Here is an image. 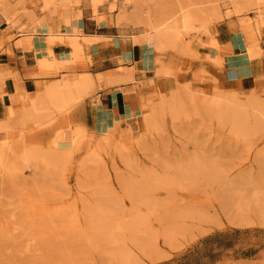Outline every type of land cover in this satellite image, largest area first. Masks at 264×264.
<instances>
[{"label": "rangeland", "instance_id": "obj_1", "mask_svg": "<svg viewBox=\"0 0 264 264\" xmlns=\"http://www.w3.org/2000/svg\"><path fill=\"white\" fill-rule=\"evenodd\" d=\"M80 1L67 14L89 6L93 14L112 16L118 26L150 38L154 80L149 99L137 95L139 108L130 113V128L119 132L117 122L100 131L110 134L127 155H103L98 175L81 169L78 159L47 164L51 151L72 141L69 111L56 113L46 106L32 116L17 114L24 107L13 112L12 138L7 130L0 131V145H7L0 154V264H264V131L239 126L241 118L238 124L226 123L198 104L191 110L165 111L151 126L146 120L152 101L171 100L193 83L209 96L232 91L241 102L254 94L264 99V78L229 79L219 47L200 21L175 40L180 44L176 52L169 48L161 53L154 45L155 33L141 19L131 18L133 4L121 10L116 0H99L94 10ZM178 1L139 0L152 16L151 24L166 18ZM190 1L203 9L212 0ZM251 1L257 0H215V5L226 18L238 21L252 58L264 46V0L248 7ZM8 3L10 19L0 12V32L9 33L8 40L39 31L40 12L53 15L51 0ZM237 4L247 7L237 13ZM72 40L66 38L70 44ZM47 45L52 46L50 39ZM72 51L84 58L81 46ZM37 53V60L44 57ZM53 55L57 58L50 48L44 75L64 80L68 75L62 71L73 62L57 67ZM162 66L166 74L158 77ZM144 143L156 145L182 168L179 180L165 176L143 184L137 160Z\"/></svg>", "mask_w": 264, "mask_h": 264}, {"label": "crops", "instance_id": "obj_2", "mask_svg": "<svg viewBox=\"0 0 264 264\" xmlns=\"http://www.w3.org/2000/svg\"><path fill=\"white\" fill-rule=\"evenodd\" d=\"M78 13V8L70 9L65 16L54 13L49 16L40 12L42 24L38 27L39 31L26 37L14 35L8 40L10 34L0 32L1 130H9L15 125L14 121L13 124L9 121L14 111L30 107L49 83L61 80L40 73L37 52L46 56L50 48L60 62H73L62 74L89 73L96 82V92L86 98L90 129L100 132L118 122L119 132H123L122 129L134 122L130 113L139 108L137 95L141 94L148 101L150 82L154 80L149 55L150 38L116 23L100 26L89 6L81 8V16L75 19L73 15ZM216 29L221 46L218 54L228 66V78H264V46L262 53L251 58L236 19L225 17ZM66 38L79 39L84 58L80 52L75 54L72 51L73 46ZM48 39L52 46L47 45ZM231 72L233 78L230 77ZM130 75L133 80L117 82ZM113 101H118L120 105L117 120L111 112ZM95 105H98V116L94 112Z\"/></svg>", "mask_w": 264, "mask_h": 264}, {"label": "bare ground", "instance_id": "obj_3", "mask_svg": "<svg viewBox=\"0 0 264 264\" xmlns=\"http://www.w3.org/2000/svg\"><path fill=\"white\" fill-rule=\"evenodd\" d=\"M47 3L50 0H45ZM53 3L54 14L67 15L69 7L76 3V6L80 4V0H51ZM259 1V0H257ZM257 1L248 2V7L257 4ZM89 3L94 10L99 8V0H85ZM139 0H116L118 9L128 8L130 4H133L136 9L131 18L141 19L146 26H149L150 33H155L154 45L161 53L166 52L169 48L175 51L179 48V40L181 33L186 30H190L194 26L195 21H200L203 28L207 33L213 35V40L218 44L215 34L217 29L212 25L213 21H223L225 16L218 10L215 5V0H212L209 5L203 9L194 8L195 3L190 0L177 2L173 11L166 15V18H162L156 24H151L149 20L150 16L146 7L139 2ZM113 3L110 4L109 10H114ZM247 6L236 5L237 13H242ZM79 9V8H78ZM11 8L8 0H0V12L4 17L9 20L11 15ZM81 15V10L79 9ZM97 23L102 26L106 24L116 23V20L112 16H100L97 13L93 14ZM164 16V15H163ZM30 18H34L33 13H29ZM120 22V20H118ZM89 42L88 39H85ZM73 47L79 48V41L75 39L70 41ZM219 48V44L217 45ZM176 52V51H175ZM54 56V55H53ZM51 56L39 58L38 64L40 67V73L45 74L49 64L48 61ZM57 67H63L69 62H60L56 56H54ZM222 64L226 65L222 60ZM166 74V69L162 66L157 71V76L160 77ZM5 77V76H3ZM230 77L234 75L231 72ZM1 78V75H0ZM133 80V76L130 75L127 78L120 79L117 82ZM97 90L96 82L93 76L89 73L70 74L67 78L60 81L49 83L41 92L38 98L34 99L33 104L30 107H24L22 111L17 114L31 115L36 113L39 109L49 107L54 112L69 111L71 124L73 129L72 141L69 145H63L57 147L49 154L47 158L48 166H56L59 163H68L69 161L78 159L81 169H89L94 174L102 172V164L100 159L105 154L114 156H126L123 149L117 144L110 134L100 133L97 129H90L87 123V110H86V98L95 93ZM238 96L232 91L222 94L207 95L200 91L196 84L189 88L187 92H178L173 96L171 100L168 98H160L159 101H152L149 107V112L146 115L147 123L151 126V123L157 122L165 111H172L174 113L178 109L191 110L192 105H197L204 110L217 113L219 119H223L226 123L238 124V118H241L239 126L244 127L252 132L264 131V99L259 95H252L247 98L245 102H241L233 97ZM144 106V105H143ZM120 105L118 101H113L111 105V112L115 115L116 120L119 118ZM16 112V111H15ZM94 112L98 116V105L94 106ZM231 112V113H230ZM32 116V115H31ZM3 119L2 113H0V121ZM10 122L13 124L14 114L12 113ZM1 131V125H0ZM262 131V132H263ZM4 133L8 137L12 138L14 130H7ZM7 149L6 144L0 145V154L2 155ZM140 156L137 160V166L139 168V174L143 179V184L151 185L152 183L162 179L165 176H169L173 179L179 180L182 175V168L176 167L169 158L163 157L159 147L153 144L144 143L139 148ZM69 171V170H68ZM242 180H246V174H241ZM171 178H166L171 182ZM64 181H67V177H64ZM168 182V183H170ZM126 264V263H125Z\"/></svg>", "mask_w": 264, "mask_h": 264}]
</instances>
